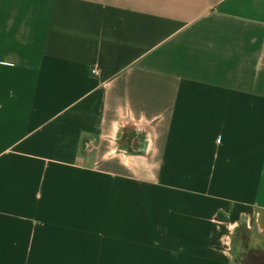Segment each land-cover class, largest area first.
<instances>
[{"label":"crops","instance_id":"0c3cea01","mask_svg":"<svg viewBox=\"0 0 264 264\" xmlns=\"http://www.w3.org/2000/svg\"><path fill=\"white\" fill-rule=\"evenodd\" d=\"M239 228L264 0H0V264H234Z\"/></svg>","mask_w":264,"mask_h":264},{"label":"rangeland","instance_id":"374dc122","mask_svg":"<svg viewBox=\"0 0 264 264\" xmlns=\"http://www.w3.org/2000/svg\"><path fill=\"white\" fill-rule=\"evenodd\" d=\"M236 231V242L240 243L236 254L237 261L239 264H249L253 257L257 258L255 251L261 250L258 246L263 245L262 239L255 228H239Z\"/></svg>","mask_w":264,"mask_h":264},{"label":"trees","instance_id":"16d2710c","mask_svg":"<svg viewBox=\"0 0 264 264\" xmlns=\"http://www.w3.org/2000/svg\"><path fill=\"white\" fill-rule=\"evenodd\" d=\"M236 233H237V231H235L233 238H232L231 253H232V256L234 258V264H239L237 261V258H236V254L238 252V247H239L240 243L236 242ZM255 252H256L257 258L253 257L250 260L249 264H264V251L263 250H260V251L256 250Z\"/></svg>","mask_w":264,"mask_h":264},{"label":"built area","instance_id":"2783aa9c","mask_svg":"<svg viewBox=\"0 0 264 264\" xmlns=\"http://www.w3.org/2000/svg\"><path fill=\"white\" fill-rule=\"evenodd\" d=\"M93 73H94V74H96V73H97V71H96V70H94V71H93ZM88 144H89V143H88Z\"/></svg>","mask_w":264,"mask_h":264}]
</instances>
